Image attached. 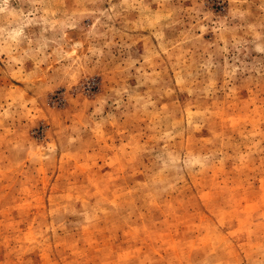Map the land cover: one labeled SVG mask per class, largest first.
Instances as JSON below:
<instances>
[{
	"label": "rangeland",
	"instance_id": "rangeland-1",
	"mask_svg": "<svg viewBox=\"0 0 264 264\" xmlns=\"http://www.w3.org/2000/svg\"><path fill=\"white\" fill-rule=\"evenodd\" d=\"M0 264H264V0H0Z\"/></svg>",
	"mask_w": 264,
	"mask_h": 264
}]
</instances>
